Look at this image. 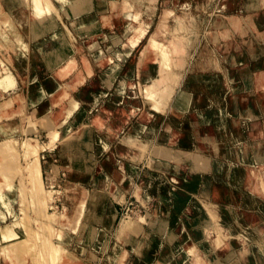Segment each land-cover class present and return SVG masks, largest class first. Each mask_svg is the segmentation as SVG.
<instances>
[{
	"label": "rangeland",
	"instance_id": "obj_1",
	"mask_svg": "<svg viewBox=\"0 0 264 264\" xmlns=\"http://www.w3.org/2000/svg\"><path fill=\"white\" fill-rule=\"evenodd\" d=\"M98 1L91 0L88 5L92 7L93 4L98 8ZM137 2L141 3V5ZM128 5L132 7L127 6L128 8H124L122 6L124 9L121 10L119 15L114 16L109 12L103 18L106 23L99 21L100 26L103 25L101 29L105 32V36L99 39V44L103 52L107 54H113L117 50L115 57L112 55L113 58L110 63L117 61L118 72L121 70L120 63L123 60L122 63L127 61L124 75L129 77L128 81H114L113 75L111 76V74L107 73L108 69L114 68L113 65L103 61H101L103 63L99 64L100 61H97L99 60V51L95 53L91 50L90 52L87 47L85 49L89 63L96 61V65H93L95 69L103 72L107 71V86L99 79L106 92L96 93V95L86 93L83 90L84 84L79 80L71 81L70 75L61 78L54 72L57 68L56 66L49 68L48 63L44 61L45 59L40 56L38 59L37 57L35 58V55L32 58L35 65L42 61L46 62L48 68L45 64V66L39 65V63L37 65L42 73L37 79L39 81L42 79V81L38 82L41 83V85H38L41 89V96L36 98L37 103L40 104H38V107L34 106L36 101L27 99V102H25L23 98L24 108L21 123L26 125L30 123L31 125H27V128L28 126H30L29 128H35L36 125H40L46 129V134L40 136L34 129L33 132L36 136L27 132V135L22 137L38 139L41 160H43L47 152L46 150H41L51 138L48 136V131L55 129L59 132L56 135L58 139L54 141H60L52 149H64L65 153H68L67 151L70 153L69 157L65 156L67 158L65 159L66 161H62V163L65 162L62 167L69 170L66 175L63 171L64 168H61V166L52 165L48 167L46 163L42 166L43 172H54V186L51 187V183L44 184L49 192L54 193L53 199L49 201L51 204L47 211H66L70 217L69 221L59 225L56 224L57 230L52 232L55 233L56 231L54 235L46 227L47 231L44 230L45 233H42L45 238L44 241L46 238L47 240L50 238L49 240L51 241H59L69 251L70 259H74L76 257L75 254L83 253V250L86 249L96 256L90 255V260L92 261H88L95 264H116V262L117 264H155L158 261L164 264H191L194 262V252L197 255L199 254V261L202 264H217V259L221 264H264V188L258 187L259 184L256 177L249 179L244 176L245 179H249L250 182L248 181V184L244 183L245 179L232 178L229 173H232L234 164L230 162L234 160H230V162L225 160L226 150L232 148V144L225 133V125L227 124V116L234 117L235 115L233 110L236 107L237 98L230 96L228 99H230L231 103L227 104V108L225 92L229 91L232 93V91L229 90L228 82L224 78L225 68L230 74L232 70L236 71L239 69L234 63L242 61V53H245L244 61H247V59H249L248 61H253V56L250 55L245 46V40L251 41L249 43L260 48L261 51L264 50L261 41L257 40V32L264 31V5H261L259 0H129ZM149 6H152V11L151 13H146L145 11ZM134 7L137 8L135 9ZM91 11L96 13L94 8ZM169 11L171 12L167 14ZM129 14H137L138 17L147 18L148 21L140 27L141 29L142 27L144 28V31L139 32L142 37L138 35V46L128 57L121 56L120 53H122L121 49H124L123 46H125V43L122 44L121 41L124 40L123 33L130 22ZM58 16L59 18L61 16L59 21L62 17L65 18L63 12H60ZM174 17L179 18L178 22L173 21ZM100 18L98 14V20ZM55 19H58L57 16H55ZM144 25H147V27ZM13 27L11 31L15 27L18 29V23L15 22ZM19 28L25 32L32 29L29 26V29L25 26ZM174 28L177 31L173 32ZM8 32L9 29L5 32L4 38L0 39V52L2 51V44L9 45L11 41ZM17 32L20 37L25 38L19 31L15 30V34ZM78 32H73L75 36H78V39L86 38V35ZM27 34L31 35L29 32ZM149 39L151 41H160L169 50L171 41H175L176 43H173L176 45L175 47H180L181 49L177 53L174 52V56L170 58L173 61L169 71L175 72L172 73L175 74V77L169 82L166 92L167 98L165 97L162 102L163 105L160 104L162 105L161 108L146 104L143 98L144 81L140 78L139 73L141 67H144L147 64L146 62H148L145 59L146 57H142V55L148 48ZM4 41L8 43H4ZM97 45L96 42H93L91 46L97 47ZM54 50L57 49L55 48ZM32 51L34 52V50ZM77 51L76 48H73L68 55L73 52L74 54L71 57L78 60L80 52ZM20 53L22 54V52ZM23 55H25L24 52ZM52 55L54 54L52 53ZM232 55H235V59H232ZM174 57H176V60ZM260 57L262 56L260 55ZM13 58L10 57L9 59L11 66H14L16 61ZM48 58L49 62L50 56ZM262 58H264V55ZM18 59L20 61L21 58ZM36 59L37 62H35ZM25 61L27 62L23 57V63ZM26 62L23 65L21 60L23 66H26ZM149 62L151 64L153 61ZM231 62L234 66L230 65ZM196 69L201 70L197 71ZM25 70L26 73L29 71L28 68ZM92 73L91 66L89 73L84 71L83 80L89 82L92 76L98 77L96 74L92 75ZM205 73L208 75L216 73L218 78L215 89H213L214 93L209 94L208 92L202 96L208 100V104L212 100L214 102L216 98L215 92L224 91V95L220 96L217 99L218 101H216L219 104L218 110L220 114L218 112L200 115H196L193 112L185 114L187 106L181 105L180 101H178L182 93L181 89L185 88L187 91L183 92L190 93L192 98L193 94L195 93L196 95L197 93V88L194 87L197 83L196 80L199 81L200 85L201 77ZM9 84L15 85L12 73L9 80L5 81V84L1 83L0 85L3 88H7L10 87L8 86ZM29 84L30 82L24 85V89H30ZM184 84H187V86L184 87ZM188 85L192 87L189 88ZM245 88V86L241 85V90L248 92ZM53 90H58L59 95L54 96L55 92ZM115 90L119 92V108L115 111L113 110L114 113L113 111H102L103 104L101 103ZM52 93L53 96L51 95ZM71 93L76 94L74 97L76 100L77 98L80 100L81 108H78V102L72 98ZM250 94H253V90H251ZM175 99L176 104L174 103ZM233 99L236 101L234 102ZM68 102L69 104L63 112H60L57 119L59 120L62 117H65V121L69 118L72 119H70L72 122L70 121L68 124L70 129L66 125L64 129L69 130L66 131L65 129L64 131L54 121H49V117L45 118L44 116L52 110L59 109L61 104ZM45 106L47 109L44 111L43 108ZM247 106L244 107V110L247 109ZM157 108L160 110H157ZM261 108L264 109V107ZM261 108L255 106L254 111H251L253 116L258 118L262 115ZM97 111L101 113V116ZM210 115L215 120L213 125L217 128L220 138H224L225 141L219 145V152L208 145L206 140L204 141L206 148L202 153L208 157L205 163L200 161L198 164H194L189 163L188 160L176 161L170 158L162 159L153 156L155 147L168 145L167 138L175 137L174 134L169 132L170 127L167 126L169 124L178 132V138H172L176 139V142L169 148L177 147L186 151H199L200 149L198 150L196 146L195 135L201 136L204 128L200 125L198 126L195 121L197 118L201 121H206ZM39 116H42V119H39ZM27 117H31L30 120L33 123L30 120L28 121L29 123H25ZM100 119L102 120V126L97 125V123L100 124L99 122H94V120ZM247 120L249 119L243 118V121ZM48 124L51 125L49 126ZM150 125L154 126V130H150L148 134L151 135V138L154 137L155 144L147 142L148 134L145 126ZM241 126L239 125V128ZM129 128L133 130L136 144L122 148L117 147L118 139L121 138L123 132L130 131ZM91 131L94 133H91ZM179 132H184V134L180 135ZM118 136L120 137L118 138ZM91 139L94 142V149L89 150L91 154L79 152V145H84ZM72 141L76 145H72ZM139 142L142 144H139ZM162 142L165 143L163 144ZM47 146L50 147L51 145L47 144ZM88 146L91 148L90 145ZM73 148L75 149L73 150ZM56 164L60 165L59 162H56ZM19 174L21 176L17 174L15 178V180L18 178L17 181L22 177L21 172ZM216 180L219 181L216 184H221L223 188H228L229 195L225 193V199H220V195L215 196L214 193H210V188L213 187ZM48 181L50 182V178ZM16 191L18 194L21 190L18 188ZM17 196L8 197L6 206L0 205V221H11L15 217L17 218L21 203L24 202L28 219L26 218L27 220L25 219L21 224L23 227L28 225L35 227L36 224L38 226V223L34 224V222L38 219V221L42 220L41 211L43 209L36 208V205L32 207L34 204L31 205V201L29 202L27 199L23 200L22 198L23 202L20 201L21 193L20 196L19 194ZM113 198H115L113 202L120 206L119 215L117 221L108 226L103 222L105 219L104 211L106 204L112 202L111 199ZM212 204L215 207L210 210ZM231 205L234 208L232 211L233 215L225 211ZM33 208H36V210H32ZM196 211L202 219L210 222V224H207L209 225L208 227L196 228L195 222L192 220V215ZM241 212H246L249 216H244ZM35 214H39V218ZM253 215L257 216V222L255 223L252 219ZM122 218H128L138 223L139 226L137 227H140L139 230L122 235L118 234L116 227ZM233 219L236 221L231 225ZM224 221H228L234 232H228L229 225ZM76 224L77 226H75ZM18 229L20 230V235H25L24 230ZM219 232L220 234L225 233V237L221 236V240L217 238L214 241L210 240L217 237ZM227 233L230 235L228 236ZM34 235H32L30 240L32 241L34 238L39 240V238H36V234ZM200 238H205V240L202 241ZM31 241H29L28 246L23 251L25 254L21 252L19 255V260L22 264H34L35 252L31 254L34 246H30L34 240ZM35 241L33 244H35ZM175 242L177 245H175ZM220 242L226 243L225 248L220 249L222 245ZM40 246L35 248L39 249ZM178 246L182 249L179 257L176 254ZM191 246L194 248H190ZM29 247L31 248L29 249ZM40 248H43V246ZM230 248H233V250L235 248L236 257L234 259L232 258L235 254L234 252L230 258L223 256ZM188 249H191V253ZM239 249H244V257L239 254ZM40 250H36V254ZM215 250H220L218 251L219 254L213 253ZM126 251L129 252L124 260L128 261L127 263L118 257L127 253ZM43 252L38 253L40 256L36 257L43 259L44 257H41L44 254ZM48 252L47 254L45 253V256L47 255L48 258L52 257V255L48 256L50 254ZM184 254L186 255L184 256ZM79 257L82 258V256ZM47 260L51 261L50 259ZM47 260L45 259V261ZM129 261L132 262L129 263ZM42 263L44 264V260H42ZM48 264H53V262Z\"/></svg>",
	"mask_w": 264,
	"mask_h": 264
},
{
	"label": "bare ground",
	"instance_id": "obj_2",
	"mask_svg": "<svg viewBox=\"0 0 264 264\" xmlns=\"http://www.w3.org/2000/svg\"><path fill=\"white\" fill-rule=\"evenodd\" d=\"M90 1L91 0H0V39L4 38L3 36H5V32H7L8 29L10 32V33L8 32V34L11 39L9 45H6L8 47L7 51L9 54L7 55V59H6L7 61L0 59V84L1 83L5 84V81L9 80V77L11 74V70L9 68L10 57L12 58L14 57L13 59L14 60L16 59V61L20 63H21V60L23 63V57L25 60H28L26 57V53L29 52L28 41L26 42L27 40L26 38L20 37L18 32L15 34V30L19 31L20 29L19 27H22V26L23 27L25 26L27 27V29H29L28 28L29 26L32 29L31 31H26V32L31 33L30 36L34 42V46L31 49L32 58L34 57V55H35V58L37 57V59L40 56L45 59L44 61L48 63L47 65L49 66V68L56 66L57 68L54 72L61 78H64L70 75L71 81L79 80L81 83L84 84L83 90L86 93H92L93 95H96V93L99 94L100 92L101 93L106 92V90L103 88V85L100 82L98 77H92L89 82L87 81L85 82L83 80L84 71L89 73L91 69L89 60L87 58L85 47H87V50L89 49L90 52L91 50L95 53L99 51L98 52L99 60H97V61H100L99 64L103 62L104 63L111 62V59L113 58L112 55L115 57V52L117 50L114 51L113 54H110V53L107 54L106 52H103L99 44L100 43L99 39H101V37L105 35L101 31V26H100L99 21H104L103 23H106V20L103 18H105V16L109 12H111L112 15L114 16L121 14L122 9L128 8L127 6H129L128 5L129 0H99L98 9L96 13L91 12V9L93 7L88 5ZM139 5H141V3H139ZM129 7H132V6L130 5ZM134 8L136 9L137 7H134ZM151 11H152V6H149L147 7L145 12L151 13ZM60 12L61 13L63 12L65 14L64 16L65 18L62 17V19L59 21V19L61 18V16L60 18L58 16ZM170 12L171 11H169L167 14H169ZM98 14H99V17H101L100 20H98ZM55 16H57L58 19H55ZM126 16L128 15L126 14ZM129 18H130V22L127 24L126 29L124 30V33H123L124 40L121 41L122 44L125 43V46H123L124 49H121L122 53H120L121 56H128V57L132 54L133 50L138 46L137 45L138 38L141 35V34L139 35V32L140 31L142 32V30L144 29L143 27L142 29L140 27L142 26L143 23L145 24L148 21L147 18L138 17L137 14H134V15L129 14ZM178 20H179L178 17L173 18L174 22H178ZM15 22L18 23L19 29H16L15 27V29L11 31V29L14 28L13 26ZM144 26L147 27V25H144ZM4 29L6 30L4 31ZM76 31H79L80 33L82 32L84 35H86V38L81 39V40L78 39V36H75V34L73 33ZM172 31L175 32L177 30L176 28H174V30ZM215 37H216V34H215ZM215 37L213 38L215 39ZM93 42H96L98 44L97 47L91 46ZM174 42L175 41H171L170 43L171 48L169 50L168 48H166L165 44L161 43L160 41L150 40L147 43L148 48L144 51V54L142 55V57L143 56L146 57L145 59L146 61H148L146 62L147 64L144 67L143 66L141 67V70L139 73L140 78L143 79L144 81V87H143L144 97L143 98L145 99L146 104L155 106V108L156 107L161 108V106L163 105L162 102L164 101L165 97L167 98L166 92H167V88L169 87V82L175 77V74H172L175 72L169 71L170 65L172 64V61H173L170 58L171 56H174V52L177 53L181 49L180 47L179 48L175 47L176 45L173 44ZM94 47L96 48L94 49ZM55 48L57 50L53 51V49ZM68 48H72V49L76 48L78 50L77 52H80L79 53L80 55L78 56V60L71 57L72 54H74L73 52L71 55H68L71 53V50H72ZM81 48H82V52H81ZM32 50H34V52ZM20 52H22V54ZM23 52L25 55H23ZM52 53L54 55H52ZM241 55H242L241 59L244 60L243 59L244 55L243 54ZM49 56H50V60L48 62ZM18 58H21L20 61ZM37 59L35 62H37ZM174 59L176 60V57H174ZM149 61H153V62L149 64L150 63ZM46 62L44 63L45 65H46ZM112 65H115V64H112ZM116 66L117 65H115V67ZM252 67L255 68L256 65H253ZM258 72H259L258 74H257V71L253 72L254 76L257 78V82L258 81H259L258 83L264 82L263 81L264 80V70L262 71V73H260V71ZM239 75L242 78H246L247 80V78L250 76V70L248 68V64H243L241 67H239ZM1 81H3L4 83ZM10 82H11V79H10ZM0 86L2 87V85ZM8 86H10L13 89L15 88L14 84H9ZM13 91L14 92L12 95L0 98V120L2 119L0 121V124L6 129V131H8L7 123L9 122V128H10L9 134H11V132L12 133L15 132L18 134L16 136H11V137L10 136L4 137L2 135L0 138V204L2 205L6 204L7 196L10 197V196L15 195L16 197L18 194L20 196V193H21L22 197H20L19 199L20 201H22L21 200L22 198L23 200L27 199L29 202L31 201L30 202L31 205L34 204V206L32 207H35L36 205V208L39 207V208H42L43 210L41 211L37 209L38 211H41L42 220L41 221H38L39 219L35 220L34 224L38 223V226L37 224H36L37 227L35 226L36 228L30 227L29 225L26 227H23V225L21 224V222H23L27 218V214L24 208L25 205L23 204L24 203L23 201H22L23 203H21V208H19L20 212L17 218L15 217V219L11 221L0 223V264H22L20 263L19 255L21 254V252L25 251V248L28 246L29 241H31L30 238L32 237V235L35 236L34 234H36V238H39L38 240L33 237L34 239H32V241L36 240L35 241L36 245L33 244L34 241L32 243L33 245L30 244V246L31 247L34 246L33 248L35 249L34 250L32 248L33 251L31 252V254L35 252L34 258L36 259V261L34 259L33 261L34 264L36 262H37L36 264L38 263L43 264L42 260H44V264H46L47 261H48L47 264L50 262L51 263L53 262V264L54 263L55 264H86L84 263V260L79 256L77 257L76 254H75L76 257L74 259H70L71 257H69L70 256L69 251L59 241H55V240L51 241L49 240L50 238L48 240L46 238V240L44 241L45 238L42 233H45L44 230H46V227L49 229V232L52 233L54 232V230H57L56 224L59 225V224H63L64 222H67L70 220V217L66 211H59V212L49 211V210L47 211V208L50 207V204H51L49 203V201L53 199L54 193L49 192L45 188L44 182L42 180L40 151H39L40 144H39L38 139L34 137L27 138V137L19 136L21 132V117L23 115V108H24L23 107V97H22V94L19 93L18 91H15V90ZM260 96L264 104V92L260 94ZM225 99H226L225 100L226 106L228 108V105L231 103V101L230 99L228 100L227 98ZM233 100L234 102L236 101L235 99ZM119 103H120L119 92L115 90L113 93L107 96V98L101 103L103 104V106L101 105L102 108L101 107L100 108L102 111L103 110L105 111L114 110L115 111L117 108H119ZM68 104L69 102L61 104L59 106V109L50 111L49 114L47 113L44 117L45 118L49 117V121L51 120L54 121V123L60 126L61 129H64L66 125L69 126L68 124L72 119L71 120L67 119L66 121H65V117H62L59 120L57 119L60 115V112H63ZM111 108H114V109H111ZM159 108H157V110H160ZM46 109L47 107L45 106L43 110L45 111ZM234 112H235V109L233 110V113ZM99 114L101 116L100 112ZM230 117H227V120L229 121V126H230L232 133H235V135L237 136H242L241 128L244 122H242L241 120L239 121L238 119L236 120L232 117L230 118ZM27 118L25 120V123H27L31 119V117H29L28 119ZM38 118L42 119V116H39ZM101 119L94 120V122L96 123L99 122L100 124L97 123V125L102 126ZM4 121L5 123H3ZM195 123H197L198 126L200 125L202 128H204L202 129L203 130L202 135L201 136L198 135V142L196 144V146L198 147L197 149L198 150L200 149L199 151H186L184 149H180L177 147L169 148L170 146L174 145V143L176 142V139L178 138L177 130L174 127H172V125L169 124L167 126L170 127V130L169 129L168 130L169 132L175 135V137H172V138H176V139L170 138L168 145H159L155 147V149L153 150V156L156 158H162V159L170 158L176 161L188 160L189 163H194V164H198V162L200 161L205 163V161L208 160V157L202 153L203 151H205V148H206L204 141L206 140L208 145L214 148L215 151H218V147L219 145H221L222 139L219 136V132L217 128H215V126L212 123L211 116H209V118L206 121H201L197 118ZM48 125L50 126L51 124H48ZM239 125H242V126L239 128ZM247 125L250 128L249 135L251 136V139H252L251 140L252 146L247 143L243 144V146H240L241 156L243 160L245 161L244 164H247V165H246V168L242 169L241 172L236 171L233 174V178L245 179L244 176H246L247 178L250 179V178L256 177L257 183L259 184L258 187L264 188L263 165L256 164L255 162L251 161L252 148L264 151V135H263L264 133L262 134L261 129H259V122L257 121L247 122ZM29 127L30 126H28V128L26 127L25 129L26 132H29V133L33 132L35 128L33 127L29 128ZM68 128L70 129V126ZM69 129H66V131ZM129 129L130 131L128 130L126 132H123L122 136L120 135L121 138H119L120 136H118L119 141L117 142V145H116L117 147L122 148V147H127L128 145H131V144H136V141H135L136 139L133 136V132H132L133 130H131V128ZM57 132L59 131L55 129H50L48 131L49 133L48 136L51 137V138L49 137L51 140L49 139L48 142L50 141L49 144L51 146L54 140L58 139L56 137ZM140 143L141 142H139V144ZM20 172L22 174V177L17 181L18 178L16 180L15 178L17 174L20 175L19 174ZM249 179H245L244 183H247ZM217 182L219 181L216 180L215 184L211 188L215 196L216 195L219 196L221 194L220 190L221 188H223L221 184H216ZM18 188H20L21 191L20 193L18 192L17 194L16 189L18 190ZM36 208H33L32 210L35 211ZM210 210H212V206ZM116 213H117V210L113 202H109L108 204H106L105 211H104V215H105V219L103 221L104 224L108 226L111 225L114 221ZM242 214L247 217L249 216V214L246 212H243ZM38 215L36 217H38ZM252 219L254 223L257 222L256 215H253ZM75 226H77V224ZM137 226H139V224L136 223L135 221L128 219V218H122L119 220L117 224L116 232L122 235L124 233L137 231L140 228ZM18 228H20L21 230H24L25 235L23 236L20 235V232H19L20 230ZM232 230H233V227H231L230 225L228 227V232L230 233L234 232ZM54 234H56V231L55 233H52V235ZM222 235H218L215 238H217L218 240H221L222 237L224 236ZM227 235L229 236L230 234L227 233ZM215 238L214 240H216ZM40 240L41 241L43 240L42 243ZM37 241H40V242H37ZM37 244L43 246V248H40L41 247L40 246L39 249H36L39 246V245L37 246ZM221 244L222 245L220 249L225 248L226 243L222 242ZM175 245H177L176 242H175ZM31 247H29V249ZM190 248H194V247L191 246ZM36 250L38 251L40 250V252L37 251L38 253H42V251H44L43 252L44 254H42L43 256H41L42 258L47 257V255L45 256V253L47 254V252L49 251L48 253L50 254H48V256L52 255L53 259L51 260L52 257L50 256H49L50 258L48 257L45 258L46 260L50 259L51 261L49 262V260L45 261L44 258L41 259L40 257H36V256H40V254L38 253L36 254ZM45 250H48V251L45 252ZM181 251L182 249H180V247L178 246V250L176 251V254L178 257L180 256ZM128 254L129 252L122 254L121 256H118V257L120 260L127 263L128 261H124V260L126 259ZM239 254L244 257L243 255L244 249H239ZM185 255L186 254H184V256ZM194 255H195L193 257L194 262H192L191 264H202L199 261L200 260L199 254L197 255L194 252ZM223 256L227 258H230L231 256H233L232 258L234 259L236 257V252L233 250V248H230L229 250H227L226 254H224ZM38 260L41 262H39ZM131 262L132 261H129V263ZM155 264H164V263L161 261H158Z\"/></svg>",
	"mask_w": 264,
	"mask_h": 264
},
{
	"label": "crops",
	"instance_id": "obj_3",
	"mask_svg": "<svg viewBox=\"0 0 264 264\" xmlns=\"http://www.w3.org/2000/svg\"><path fill=\"white\" fill-rule=\"evenodd\" d=\"M259 1H260L261 5H264V0H259ZM92 7L94 9H96V11H97L98 8L96 7V5L92 4ZM102 26H101V28H102ZM101 31L105 35V32L102 29H101ZM240 31H242V30H240ZM19 32L28 40L29 52L26 53V57H27L28 60H27L26 66H23L20 62H17V61H15V65L14 66H11L9 64V68H10L11 73L14 76V79H15V88L13 89L11 87H7L5 89V88L0 87V98L12 95L13 92H14L13 90H15V91H18L19 93L22 94V97L24 98L25 102H27V99H32V100L36 101L34 106L38 107V104H40V103H37L36 98L41 96V89L38 86V85H41V83H38V82L42 81V79H40V81L37 80V79H38V76L40 74H42V73L38 69L37 65L34 64L33 59H32L31 49L34 46L33 40L31 39L30 35H28L27 32H25L23 29H19ZM257 40L261 41L262 46H264V31H258L257 32ZM244 42H245V46L247 47L248 52L250 53L251 56H253L254 59H252L253 61H248L249 59H247V61L242 60V61H240V62L238 61V62H236L234 64H236V66L238 68L241 67L243 64H248V68L250 70V76L247 78V80H246V78H242L239 75V69L236 70V71L232 70L231 74H230V73H228L229 71H227V69L225 68V72H224L225 73L224 74L225 75L224 78H226V82H228L229 90L232 91V93H230L229 91L225 92L226 93L225 95H226L227 99L230 96H235L237 98L235 112H234L235 115L232 118H234L236 120L238 119L239 121L241 120L242 122H244V124H243V126L241 128L242 136H236L235 133H232V131L230 129V126H229V121L228 120H227V124L225 125L226 126L225 127L226 136L229 138L230 143L232 144V148L230 150H226V159L225 160H226V162H230V160H234V161L236 160L235 162L234 161L230 162L231 164H234L233 165L234 169L232 170V173L231 174L229 173V175L232 178H233V174L236 171H240V170L246 168V165H247V164H244L245 161L243 160V158L241 156V152H240V146H243V144L247 143V144L252 146V144H251L252 143V141H251L252 139H251V136L249 135L250 128L247 125V122H254V121L259 122V129H261L262 134L264 133V112H263L264 109L261 108V107H264V104H263V102L261 100V96H260V94H262L264 92V82L258 83L259 81L257 82V78L253 74V72L263 71L264 70V58H262L263 55H264V50L261 51L260 48H258L257 46H254L253 44H250L249 42H251V41H249V40H245ZM4 43H8V42L4 41ZM7 48L8 47L6 46V44H4L2 46V51L0 52V59L1 60H6L7 59V55H8ZM242 54L244 55L243 56V59H244L245 53H242ZM260 55L262 57H260ZM233 58L235 59V55H232V59ZM116 62L115 61L112 62L111 65L112 64L116 65ZM90 63H91L92 70H93L92 75L96 74L98 76V78L107 86V84H106V81H107V78H108V75L106 74L107 71L103 72V71H99L98 69H95L93 65H96V61L95 62L91 61ZM126 63H127V61L125 63H122V62L120 63L121 64V70L119 72L117 71V68L115 67V65H113L114 68H111L112 70H110V69L108 70L107 73L111 74V76L113 75L114 81H116V82L119 81V80L128 81L129 77H126L127 75H124V69L126 67ZM39 65H44V62L40 61ZM230 65L231 66L233 65L232 62H231ZM253 65H256V67L253 68L252 67ZM26 68L29 69V71L27 73H26V70H25ZM196 70L199 71L201 69H196ZM31 72H33L32 75H31ZM198 75H199V72H198ZM123 76H125V77H123ZM214 77H216V73L209 74V75L206 74V73L203 74V76L201 77L200 85L198 83L199 81L196 80L197 83H196V85H194V87L197 88V93H196L197 96L194 93L192 98L190 96V93L183 92V91H187L185 88L181 89L182 86L180 87V89L182 90V93L180 94L181 97L179 96L178 101H180L181 105H185V107L187 106V111L184 112L185 114H187V113L189 114V112H193L196 115H198V114L200 115V114H203V113H209V112L210 113H215V112L219 113V110H218L219 104H217L216 101H218L217 99H219L220 96L224 95V91L215 92L214 95H215L216 98H215L214 102L212 100V102L210 104H208V100H206L204 97H202L205 93L206 94L208 92H209V94L214 93L213 89H215L216 83L218 82V78L217 77L214 78ZM28 82H30V84L28 86H30L31 88L27 90L26 88L24 89V85H26ZM241 85L245 86L246 87L245 90H247L248 92L242 91L241 90ZM185 86H187V84H184V87ZM188 87L190 88L192 86L188 85ZM181 90H179V91H181ZM251 90H253V94H250ZM53 92H55L54 96H58L59 95L58 94V90H53ZM52 95H53V93H52ZM71 95H72V98H74L76 100V98L74 97V95H76V94L71 93ZM176 99L174 101L175 104H176ZM76 101L78 102V106H79L78 108H81L82 105L80 103V100L77 98ZM253 102H255V103H253ZM247 105L250 106V107H248ZM246 106H247L248 110L247 109L244 110V107H246ZM255 106H258L259 108H261L260 110H262V115H260L258 118L253 116V113L251 112V111H254V110H252V108L254 109ZM180 108H181V106H180ZM227 117H229V115ZM244 117L248 118L249 120L243 121ZM211 118H212V123L214 124L215 120H214V118L212 116H211ZM70 119L71 118H69V120ZM3 123H5V121ZM7 125H8V131H6V129L0 124V138H1L2 135L4 137H9V136L11 137V136L18 135L17 133H14V132L13 133L11 132V134H9V131H10L9 122L7 123ZM190 127L192 128L191 125H190ZM153 128H154L153 125L145 126L147 134L150 133V130H152ZM3 129H5V130H3ZM25 129H26V124L21 123V132H20V135H19L20 137L27 135V132H26ZM35 130H36V132H38V134H40V136H43V135L46 134V129H44L40 125H36L35 126ZM92 132L93 131H91V133ZM179 133H180V135L184 134V132H179ZM29 134L35 135L34 132H31ZM186 135H187V132H186ZM149 138H151V135L148 134L147 142L155 144L154 137L151 138V139H149ZM238 139H240V140H238ZM167 140H168L167 142L169 144L170 137H168ZM195 140H196V144H197L198 136H196V135H195ZM59 141L60 140L54 141L52 143V146H50V147L47 146V144H49L48 141H47L46 146L41 150V151L46 150V152H47V154L45 155V158L43 160H41V152H40V163H41V171H42V180H43L44 184L45 183H51L50 184L51 187L54 186V175H53L54 172H52V171L51 172L50 171L43 172L42 166L44 165V163H46L48 167L52 166V165H55V166H61V168H64V167H62V165H64L65 162L62 163V161H66L65 159H67V158H65V156H67V157L70 156L69 151H67L68 153H65L64 149H60V150L52 149L53 147H56V145H57V143ZM224 141H225V139L223 138L222 142L224 143ZM102 143H104V142H102ZM105 143H106V141H105ZM162 143L164 144L165 142H162ZM71 144L72 145H76V143L73 142V141L71 142ZM88 145H90L91 148ZM92 148L94 149V142L91 139L89 142L87 141L86 144L84 143V145L80 144L78 150H79V152L91 154L89 152V150H91ZM74 149L75 148H73V150ZM255 150H257V149L252 148L251 161L255 162L256 164L263 165L264 164V151L258 150L257 152H255ZM56 162H59L60 165L56 164ZM63 171H64L65 175H66V173H69V170H67L66 168H64ZM49 178H50V182L48 181ZM210 193L213 194V190L211 188H210ZM220 193H221L220 194V199H225V193H228V195H229L228 188H221ZM7 198H8V196H7ZM113 200H114V198L111 199L112 202H113ZM113 204H114V206H115V208L117 210V213H116L114 221H113V222H115V221H117V217L119 215L120 206H118V204L116 205L114 202H113ZM5 205H7V202H6ZM185 207H187V206H185ZM212 207H215V206L212 204ZM233 209L234 208L231 205V206H228L225 209V211L228 214H232L233 215V213H232ZM259 211L261 212V210H259ZM192 220L195 222V225H196L197 229H202L201 228L202 226L203 227L204 226H209L207 224H210V222L208 220L202 219L197 211L192 215ZM224 222H226V224L230 226L228 221H224ZM234 222H235V220L233 219L231 225ZM0 223H3V222L0 221ZM222 234L225 235V233H222ZM222 234H219V235H222ZM214 238L210 239V240H214ZM200 239L202 241L205 240V238H203V239L200 238ZM234 250H235V248H234ZM213 253L219 254V252L216 251V250L213 251ZM76 255L82 256V258L84 260V263H86V264H95V263L88 262V261H92V260H90V255H93L94 257H96V256L93 253H91L90 251H87L86 249L83 250V253H78ZM216 263L217 264H221L218 259L216 260Z\"/></svg>",
	"mask_w": 264,
	"mask_h": 264
}]
</instances>
